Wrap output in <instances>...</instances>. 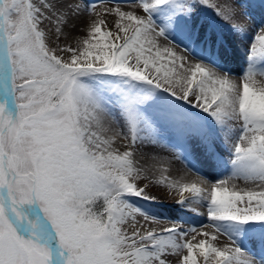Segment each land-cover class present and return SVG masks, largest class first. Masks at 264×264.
Wrapping results in <instances>:
<instances>
[{
	"label": "snow or ice",
	"instance_id": "obj_1",
	"mask_svg": "<svg viewBox=\"0 0 264 264\" xmlns=\"http://www.w3.org/2000/svg\"><path fill=\"white\" fill-rule=\"evenodd\" d=\"M139 3L143 14L107 9L119 17L117 31L105 30L103 19L93 21L90 38L72 47L52 46L42 25L53 22L59 41L81 5L65 0L56 4L41 0L39 5L34 0H0V264H170V257L177 264H199L198 255L205 264H259L230 236L234 246L221 248L208 239L193 243L195 235L186 239L195 228H145L138 216L145 221L156 218L123 198L144 195L147 186L139 182L150 179L152 169L167 173L170 161L144 152L137 158L136 113L128 110L126 131L101 114L79 82L85 73L124 74L162 88L218 121L226 117L239 121L232 177L215 183L198 177L185 183L162 175L159 183L177 191L181 201L185 193L205 197L210 202L209 221L218 231L217 221H264V81L258 82L251 69L237 81L203 61L189 69L191 79H169L172 69L164 71L157 58L170 56L167 62L180 69L184 64L176 65V60L187 59L159 44L161 38L169 39L152 12L169 0ZM175 3L178 13H190L201 3L225 20L236 16L235 0H224L223 5L210 0ZM65 7L69 11L62 10ZM203 38L210 45L216 42L210 30ZM260 58L264 25L249 56ZM197 73L203 77L198 82ZM241 178L253 182L256 190L229 186ZM100 201L103 206L97 211Z\"/></svg>",
	"mask_w": 264,
	"mask_h": 264
},
{
	"label": "bare ground",
	"instance_id": "obj_2",
	"mask_svg": "<svg viewBox=\"0 0 264 264\" xmlns=\"http://www.w3.org/2000/svg\"><path fill=\"white\" fill-rule=\"evenodd\" d=\"M82 1L96 3L103 17L98 14L96 15L94 12L88 13L84 11L81 5ZM34 2L38 5L41 4V0H34ZM44 2L56 4L57 0H44ZM210 2L223 5L224 0H210ZM65 4H79L82 8L78 16L69 19L68 26L64 29V34L60 36V39L65 45H70L72 47H77L78 44H82L83 39L90 38V26L93 21L103 19L108 26H111L107 28L103 25L105 30L111 29L113 32L117 31L116 22L119 20V17L115 13H108L106 10L109 8L120 7L123 11H137L138 14H143L139 12V0H65ZM235 9L236 16L231 21L223 19L213 7L201 3H197L195 5V10L187 14L183 12L178 13L175 0H169L168 4L161 5L153 10V20L165 29V35L169 39H160L159 44L161 49L170 47L175 50L178 57L184 56L187 58L185 61L177 59L175 62L176 65L183 63V69L169 64L167 60L171 59L170 56L163 61L157 58L158 66L161 62L164 64V71L172 69L169 71V79L178 80L185 77L191 79L192 72L189 69L194 67L195 63L203 61L205 65L214 66L221 74L227 73L232 79L237 81H241L242 76H244L249 69L257 74L256 79L258 82L264 81V58L255 60L249 59L251 45L257 31L261 25H264V0H235ZM62 10L69 11L66 7ZM170 18H173L172 23H169ZM231 23H239L242 28H235ZM42 26L49 30V33L56 39L55 25L53 22L45 21ZM209 30L213 32L216 38V42L211 45L203 38ZM129 34H131V32ZM256 43L257 47H259V42ZM141 67H143V65H141ZM98 75L99 77H97V79H89L85 83L81 82L90 91L93 100L98 105V111L105 117L111 118L121 129L126 131L129 123L127 113L129 109H132L136 113L138 119L137 134H139V139L146 140L156 146L154 150H149L150 153L148 154H161L170 161L168 165L169 171L167 173H161L158 169H152L150 172L151 175L159 180L162 178V175L168 176L171 180L178 182H183L185 179L189 180V178L196 180L200 177L211 183L233 176L232 174L229 175L212 168V166H210V161H214V159H210L207 155L202 154L200 149H198V151L194 150L197 140V137H195L197 126L194 122L186 126L183 124V126L174 127V125L166 118H163L160 113L161 109L159 105L162 104L163 100H159L157 104L152 105L143 101H141L143 103H140L134 98V103L136 105L127 102L123 107H114L113 104L110 103L111 101H106L104 94L101 93L99 89V80H101L100 76L102 73L98 72ZM112 75L114 74L112 73ZM161 75H163V72H161ZM201 78H203L202 74L197 73V82ZM93 81L95 82L89 83ZM184 82L186 83L187 80ZM132 88L128 86L126 99L134 97L135 93ZM160 89L163 95L165 94L168 97L172 96L166 90ZM195 112L205 116L207 123V130H205L211 136H214L218 142L228 148L229 151H234L233 144L240 133L233 128L225 129L223 127V122L218 121L208 112L202 111L199 108H196ZM226 118L228 119L231 117ZM220 130H225L226 135H221ZM186 147L192 148L193 150L185 159L170 157L168 153L162 152V150L165 149L169 151L172 148ZM141 155L142 153L138 152L137 158L139 159ZM145 162V160H141V164ZM148 163L151 162L148 161ZM238 181L239 179L230 181L229 186L235 184L237 188H239ZM241 184L244 190H256V186L253 182H245L242 180ZM144 214L156 218L154 221H145L143 217L138 216L137 220L139 224L144 225L145 228L156 229L157 231L170 228L174 225L179 227L181 231L195 228V231L188 232L186 239L190 240L192 236L195 235L196 240H194L193 243H197L200 239H208L216 247L221 248L226 245L234 246L232 242L233 239L249 257L258 261L259 264H264V240L250 234V229H242L231 235V230L220 223H216L221 230L218 231L213 224L204 223L198 219L192 220L191 222L193 224L188 225L184 222L190 221L182 219L181 217L168 219L157 211L149 213L144 212ZM203 232H208L209 236L203 237L202 235H197V233ZM213 236L215 237L214 240L212 239ZM196 251L199 253V249ZM184 254H186V250ZM169 259L170 264H177L174 257H170ZM198 259L199 264H205L202 255H198Z\"/></svg>",
	"mask_w": 264,
	"mask_h": 264
},
{
	"label": "rangeland",
	"instance_id": "obj_3",
	"mask_svg": "<svg viewBox=\"0 0 264 264\" xmlns=\"http://www.w3.org/2000/svg\"><path fill=\"white\" fill-rule=\"evenodd\" d=\"M94 2L91 1H82L81 5L83 6V10L88 13H96V15H101L99 7L95 3V8L91 11L84 9L85 5H91ZM105 27L110 28L107 23L104 24ZM44 27V26H42ZM49 35V43L52 46H55L59 43L61 46H65L63 41L59 39V42L55 39V37L49 33V30L45 28ZM54 37V38H53ZM67 58V57H66ZM238 67V66H237ZM99 77L98 72H89L81 75L78 77L79 82L85 83L87 80L97 79ZM99 80V89L101 93L104 94L106 101H111L110 103L113 104L114 107H123L124 104L127 102L134 103V98H136L140 103L148 102L152 105L158 103L159 100H163L162 104L159 105L161 111V115L163 118L169 120V122L176 126H186L191 122H194L197 126V131L195 133L196 146L194 150L198 151L200 149L202 154L207 155L210 159H214V161H210V166L215 168L218 171L224 172L229 175H234L236 172V166L234 164V156L235 153L232 150H228L224 145L216 140L214 136H211L206 130V118L201 114H197L195 112L196 107H193L191 104L186 103L181 99H177L173 96H166L162 94L160 88H157L154 85H151L146 82H142L136 80L132 77H129L124 74H114L112 73H102ZM84 80V81H83ZM89 82V83H94ZM82 84V83H81ZM128 86L133 89L135 95L133 98L126 99ZM103 96V95H102ZM158 97V98H157ZM161 97V99H160ZM174 98V99H173ZM143 101V102H141ZM152 101V102H151ZM156 102V103H155ZM136 105V104H135ZM225 118L222 120L223 127L225 129L233 128L238 133L241 132L240 129V122L237 121L235 118ZM205 126V127H204ZM206 129V130H205ZM221 135H226L225 130H220ZM139 136V134H137ZM139 138V137H138ZM229 138V136H228ZM140 140L139 148L141 153H150V151L156 148L155 145L146 141ZM150 150V151H149ZM193 149L186 147V148H172L169 151L162 150L163 153H168L170 157L185 159L186 156L191 154ZM206 152V153H205ZM233 152V153H232ZM210 154V155H209ZM220 172V173H221ZM228 172V173H227ZM150 175V179L148 180H141L140 186L144 187L147 186L144 195H135V194H125L124 199L130 203L135 208H138L142 213L144 212H154L157 211L161 215H164L168 219H173L175 217H181L182 219H186L190 222H184L185 224L191 225L193 224L192 220H200L204 223H210L208 217V208L210 202L203 196H195L189 193H185V198L181 201L180 195L177 191L169 189L167 186L162 185L159 183V179ZM185 179V183H190L195 179ZM243 179H239V188L243 189L241 186V181ZM155 197V198H152ZM180 202V203H178ZM103 206V202H98L96 206V210L98 211L99 208ZM144 211V212H143ZM216 223H220L224 225L226 228L231 230L230 234H235L239 230L248 229L249 226L257 227V231L252 233V235L259 237V239L264 240V221H250V222H241V221H232V220H223L217 221ZM212 225V223H210ZM254 236V237H255Z\"/></svg>",
	"mask_w": 264,
	"mask_h": 264
},
{
	"label": "trees",
	"instance_id": "obj_4",
	"mask_svg": "<svg viewBox=\"0 0 264 264\" xmlns=\"http://www.w3.org/2000/svg\"><path fill=\"white\" fill-rule=\"evenodd\" d=\"M101 209H102V207H101V208H99V209H98V211H100Z\"/></svg>",
	"mask_w": 264,
	"mask_h": 264
}]
</instances>
